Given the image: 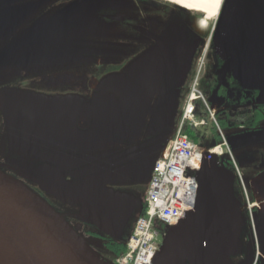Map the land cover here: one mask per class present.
Segmentation results:
<instances>
[{
	"label": "rangeland",
	"instance_id": "374dc122",
	"mask_svg": "<svg viewBox=\"0 0 264 264\" xmlns=\"http://www.w3.org/2000/svg\"><path fill=\"white\" fill-rule=\"evenodd\" d=\"M149 1L155 5L160 4L159 1L176 5L169 0ZM56 2V9H49V5L53 6ZM217 2L220 9L222 0ZM235 2L236 0H227L230 8ZM74 4L75 7L67 11ZM94 7L95 14L90 12L86 18L79 19V10L86 13L87 9ZM45 9L50 12L43 14ZM65 10L71 14L65 18V24L56 20L50 26L52 17H57L59 11ZM154 10L142 0H11L0 3V169L8 175L19 177L23 184L34 191L35 182L32 177L37 166L42 163L52 164L63 172L70 167L71 160L75 161V157L79 160V165H84L116 155L111 163L102 167L105 171L104 181L115 190L133 193L137 200L136 210L120 238L121 241H126L134 232L137 218L144 208L153 164L160 156L167 138L175 132L173 126L177 114L171 122H163L165 120L161 118L169 115L166 110H162L155 118L151 117L154 115L150 112H142L125 118L99 119L98 122L104 127L103 132L96 127H79L77 106L82 104L79 97L101 104L105 95L104 91L91 90V77L101 80L105 74L124 72L134 85L133 102L152 104L151 87L161 74L159 67L145 64L143 56L136 59L133 57L132 66L130 65L132 74L125 72L122 62L138 53L141 41L136 35L138 33L134 30L135 34L133 28L128 27L125 22L101 18L80 29L79 24L97 18V12L123 18L125 21L131 19L132 23L139 11L146 14L149 11L152 17L163 19L159 16L160 12ZM35 11L39 13L37 16ZM187 11L194 13V17H201L200 20L196 18L194 23L206 35L203 51L196 65L198 69L200 64L202 70L207 62L206 46L210 44V35L221 24L220 14L207 22L203 13ZM226 16L227 13L224 12L223 18ZM202 20L205 26H202ZM67 27L71 28L67 30ZM55 29L60 30L59 34L63 33L60 39L64 41L59 44L54 40L58 33ZM44 36L47 39L38 38ZM210 47L214 51L213 41ZM61 48L63 51H60ZM83 52L85 53L82 54ZM113 54H123L121 61L113 57ZM107 55L110 57L105 59ZM55 56L59 60H55ZM97 56L104 59L103 64L97 65ZM137 59L140 66H136ZM79 64H82L80 72ZM115 66L118 70H114ZM213 96L220 102L215 94ZM35 105L53 108L34 110L32 106ZM131 105L133 106L132 102ZM159 119L162 121L159 122ZM216 121L218 122L217 119ZM217 122L213 119L206 125L208 138L212 136L210 130L217 135ZM260 122L259 129L248 135L244 134V130L221 126L223 138L228 145L227 151V147L222 145L224 142L221 143L223 154L227 153L224 161L234 159L245 180L251 175L254 165L260 163L262 156L264 157V120ZM50 148L53 149L52 152H46ZM56 149L68 150L71 157L63 159ZM229 168L235 173V195L244 203L246 201L238 171L234 166ZM104 171H100V168L92 169L88 175L79 177V180L83 176L90 180L100 178ZM45 197L51 199L49 196ZM53 202L61 207L60 212L70 208L69 204ZM74 212L79 213L77 206L74 207ZM261 216L264 217V211ZM244 218L247 221L241 235L244 244L242 253L233 257L236 264H244L254 256L255 251L250 216L247 212ZM254 219L257 232L261 236L263 232L260 230L257 211ZM69 224L74 225L72 222ZM86 224L89 226L86 234L80 225L73 227L99 253L102 250L103 237L91 222L87 220Z\"/></svg>",
	"mask_w": 264,
	"mask_h": 264
},
{
	"label": "water",
	"instance_id": "95a60500",
	"mask_svg": "<svg viewBox=\"0 0 264 264\" xmlns=\"http://www.w3.org/2000/svg\"><path fill=\"white\" fill-rule=\"evenodd\" d=\"M9 1L11 0H0V3ZM224 12L227 13L225 19ZM59 13L57 17L54 18L55 15L52 17L50 26L56 20H61L62 24H65L68 13L66 10ZM101 18L111 21L123 20L99 14L97 18L86 21L85 25ZM219 19L221 24H218L213 42L217 54L225 60L223 71H231L240 80L247 77L245 87L259 89V98L264 100V79L257 78L258 74L264 77V0H236L231 8L226 4ZM172 25L170 27L178 41L175 52L188 54L187 33L182 26ZM69 28L71 27L66 29ZM137 30L152 36L146 29L138 27ZM62 36L63 33L56 34L54 39L56 44L64 41L60 39ZM38 38L47 39L45 36ZM195 48L197 46L189 51L188 58H179V61L170 67L166 65L162 67L161 64L162 59L166 60L169 57L170 48L157 45L143 52L140 58L144 57L145 64H149V67H159L162 71L159 85L163 89L157 102L150 107H131L133 87L125 74L112 73L101 80L93 77L90 88L96 92L104 91V99L101 104H97L94 100L79 97V101H82V104H79V127L87 129L96 127L103 132L104 127L98 122L99 119L125 118L142 112H150L156 117L162 110L169 113L161 117L165 120L163 122H171L178 112L181 86L192 63ZM60 51H63L62 48ZM54 59L59 60V57L55 56ZM100 61L104 62L102 57L98 62ZM136 66H140L138 59ZM126 71L131 73L133 69L129 65L125 68ZM52 108L32 106L34 110ZM162 119H159V122ZM116 157L111 155L100 158L99 160H107L100 162L102 166L97 168L104 171L102 167ZM220 158L222 160L212 155L211 158L204 159L198 172L200 188L197 205L179 224L166 228L154 264H236L233 257L242 253L244 243L241 235L247 221L242 211V202L235 195V174L225 163V157ZM92 169L96 168L89 166L80 170L79 177L88 175ZM68 177L69 174L61 172L52 164L42 163L35 169L33 179L41 192L53 196L63 204L79 206V215L84 216H80L79 219L84 218L83 221L91 222L101 235L121 241L120 238L137 207L135 195L109 187L104 181L105 171L100 178L94 180L85 176L82 180H70ZM263 183L264 172L249 182L248 186L257 195L256 188ZM259 189L264 191V185ZM253 262L254 256L244 264ZM0 264H113V262L102 258L93 250L91 244L40 194L0 169Z\"/></svg>",
	"mask_w": 264,
	"mask_h": 264
},
{
	"label": "flooded vegetation",
	"instance_id": "af4514ba",
	"mask_svg": "<svg viewBox=\"0 0 264 264\" xmlns=\"http://www.w3.org/2000/svg\"><path fill=\"white\" fill-rule=\"evenodd\" d=\"M81 1V0H79ZM114 1V0H113ZM145 4H149V6L152 9H155L154 11L160 12L159 16L163 17V19H157L152 17V13L149 11L147 14L145 12L139 11L134 19V23L130 22V20L125 21L123 19L121 22H125L126 25L129 27L133 28V32L135 31L139 34H136L140 39V43L138 45V53L134 54L133 56H129L126 58L122 63H126L131 65L133 62L132 59H136L138 56H140L144 51L147 49H151L157 45L160 44V42L164 39L166 34L168 32H173L174 30L170 27L172 24V20L177 24L178 26H182V29L187 33L188 39L191 40V42H196L198 41L200 43L199 51L197 53V56H195V60L193 62V68L191 67L190 71L188 72V76L186 77L184 84L182 86V91L184 92L183 94V100L182 102L186 101L187 96L189 94V91L192 88V85L197 81V86L199 90L203 93L204 98L206 101L209 103L210 107L215 109V118L218 120V124L220 126V129L222 131L221 126L229 128V129H241L244 130V134H251L253 131H256L259 129V125L261 124V120H264V100H260V90L257 88H248L245 87V81L247 77L242 78L241 80L235 77V75L231 71H223V66L225 64V60L223 57L219 54H217L214 50L211 49V44L213 40L214 33L212 32L210 37V44L208 46V49L206 51V59L207 64L205 63L204 68L198 73V69H196V65L199 59V56L201 52L203 51V46L205 43V33H202V30L200 29L199 26H197L194 23V20L198 18V20L201 19V17H194L195 14L192 12H189L185 9H183L181 5H175V4H167V3H161L158 5L152 4L149 0L145 1L142 0ZM149 1V2H148ZM58 2L52 4L53 6L49 5V9L53 8L54 10L56 9L55 6L58 5ZM181 6V7H180ZM185 8V7H184ZM44 10L42 13L46 14L49 13L50 11ZM80 9V6H79ZM187 9V8H186ZM89 10V11H88ZM95 10V7L93 9H87L86 13L84 11L79 10L81 13V16L79 19H84L86 16H88L91 13H93ZM61 12V11H59ZM58 12V13H59ZM57 13V14H58ZM39 13L35 11V15L37 16ZM60 14V13H59ZM95 14V12H94ZM93 14V15H94ZM99 14H104L102 12H97V15ZM194 14V16H193ZM71 15V14H68ZM201 15V14H199ZM173 19H172V18ZM175 17H178L177 19H174ZM84 24H79V29L84 26ZM138 27H141L143 29H146L152 33V36L141 33L140 31L137 30ZM171 28V29H170ZM170 29V30H169ZM135 30V31H134ZM203 44V45H202ZM134 52V51H133ZM123 54H113V57L117 58L118 60L122 59ZM110 55L105 56V59H108ZM100 56L96 57V62L97 65L103 64L101 61ZM104 60V59H103ZM82 64H79V72ZM126 66V67H128ZM100 67V66H99ZM222 69V70H221ZM114 70H118L117 67H114ZM93 77L89 79V84L91 85V80ZM258 79L261 80V78L264 79V77L260 74L257 76ZM216 95L218 97V100L220 102H217L214 98L213 95ZM212 97L213 100L212 101ZM77 113H78V126H79V105L77 106ZM203 114V109L199 106L196 108V116L202 115ZM207 126H203L200 128H192L190 127L188 129V132L191 136H194V138L203 146H207L210 144L211 141H216L219 137L220 134L217 132V135L215 134L216 132L210 130L212 132V136H209L211 138H208L206 134L207 132ZM223 135V132L221 133ZM53 149L50 148V150H46V152L51 153ZM57 153L62 155L64 158L67 159L69 158L68 156L71 157V154L69 153L68 150L65 149H56ZM110 157H107V159ZM75 161L71 160L70 162V167L66 168L63 173L69 174L68 179L70 180H79V171L85 169L86 167L89 166H94L95 168L100 166V162L107 160H99L90 164H87L85 166L79 167V160L77 157L73 158ZM70 161V160H68ZM254 170L252 171L251 175L247 179V183H251L255 178H257L261 173L264 172V157L262 156V161L260 163H257L254 165ZM74 173V175H72ZM14 178L18 179L21 181V179L17 176H14L10 174ZM33 178V177H32ZM31 178V179H32ZM33 182V181H32ZM263 184L258 185L259 187L263 186ZM259 187L256 188L257 195H255L252 192V189L249 187V192L252 195L253 198H255L256 203L258 204L257 206V214L259 217V225H260V230L262 235L259 237L258 235V243L260 246H262V249L264 251V223H261V211H264V191L259 189ZM35 189L34 191L38 194H40L44 199H46L56 210L62 214L65 219H67L70 223L74 224L73 226H81L85 230V234L87 233V228L89 227L86 224V221L80 220L79 213L74 212V205H70V208L66 211H59L61 208L56 205L53 201H56L59 203V201L54 198L51 195H48L44 192H41L38 188V185L33 186ZM49 196L51 199L45 197ZM79 209V206H77ZM254 240V239H253ZM262 241V242H261ZM115 241H111L108 239V237H103V245H102V250L99 251L102 257L105 259L112 260L113 259V254L115 252V249L113 248V245ZM261 243V244H260ZM110 244V245H109ZM254 245H255V240H254ZM256 254V247L254 251V256Z\"/></svg>",
	"mask_w": 264,
	"mask_h": 264
},
{
	"label": "built area",
	"instance_id": "2783aa9c",
	"mask_svg": "<svg viewBox=\"0 0 264 264\" xmlns=\"http://www.w3.org/2000/svg\"><path fill=\"white\" fill-rule=\"evenodd\" d=\"M196 83L197 81L192 85L186 100L176 134L155 164L144 211L138 217L134 232L126 242L125 254L117 259L116 264H154L162 241L163 231L160 227L179 224L195 209L200 188L198 172L204 159L210 158L212 154L223 153L222 145L205 150L185 133L187 126L205 123V120H198L196 117L199 101L214 118L215 110L209 108ZM239 177L247 201L245 208L254 226L255 204L250 202L243 179L241 175ZM260 257L263 256L258 251L253 264H259Z\"/></svg>",
	"mask_w": 264,
	"mask_h": 264
},
{
	"label": "crops",
	"instance_id": "0c3cea01",
	"mask_svg": "<svg viewBox=\"0 0 264 264\" xmlns=\"http://www.w3.org/2000/svg\"><path fill=\"white\" fill-rule=\"evenodd\" d=\"M227 4V0H224V3H223V5L221 6V10H220V12L221 13H219L220 14V16H219V18L221 17V14H222V11H223V8H224V6ZM175 19V18H174ZM172 26H176L177 24H175V22L172 20ZM168 38V39H167ZM214 39V38H213ZM213 41V40H212ZM205 44V43H204ZM160 47H162V48H170L171 50H169V53H168V58L165 60V59H162L161 60V64H162V67H164L165 65H166V67H170V65H172L173 63L174 64H176L179 60V58H188V56H189V51H191L195 46H197V48H195L194 49V55H193V60H192V63H191V65H190V68L188 69V71H187V76H188V72L190 71V69H191V67L193 68V62H194V60L196 59L195 58V56H197V53H198V51H199V47H200V43L198 42V41H196V42H191V40L190 39H188V41H187V52H188V54L187 53H183V54H177L176 52H175V50H176V48H177V45H178V41H177V37H174V33L173 32H168V34H166V36L164 37V39L160 42ZM203 45V44H202ZM214 50H215V52H216V49H215V46H214ZM217 53V52H216ZM143 54V53H142ZM141 54V55H142ZM140 55V56H141ZM182 56V57H181ZM163 61H164V63H163ZM124 66H125V68H126V66H128V64H124ZM172 66H174V65H172ZM109 73V72H108ZM112 73H121V74H125L124 72H112ZM112 73H110V74H112ZM130 74H132V73H130ZM106 75V74H105ZM104 75V76H105ZM162 75V71H161V74H160V76ZM103 76V77H104ZM159 76V77H160ZM186 76V77H187ZM161 79H162V76L160 77V78H158V81H156V83H154V85H152V87H151V92H150V100H153V103L152 104H135L134 102H133V95H132V98H131V102L133 103V106L131 105V107L132 108H137V107H141V106H153L156 102H157V100H158V98H159V95H160V92H161V90L163 89V88H161V85H159L160 84V81H161ZM128 80H129V82H130V79L128 78ZM130 84H131V82H130ZM132 85V84H131ZM132 87H133V94H134V85H132ZM183 94H184V92L182 91V86H181V97H180V105H179V108H178V112H177V115H176V119H175V122H174V126H173V129H174V134L177 132V129H178V126H179V120H180V115H181V110H182V106H183V102H182V100H183ZM152 118H155V116H151ZM173 133V132H172ZM174 134H172V135H170L168 138H167V140H166V144L169 142V140L174 136ZM165 144V145H166ZM214 144H216V142H214V141H211L210 142V144H208L207 145V147H210V146H213ZM161 155V154H160ZM227 156V154L225 153V155L223 156V157H226ZM237 163V162H236ZM237 166H238V164H237ZM238 168H239V166H238ZM239 170V172H240V174H241V171H240V169H238ZM153 173V172H152ZM241 176H242V174H241ZM151 178H152V175H151ZM242 179L243 180H245L244 178H243V176H242ZM245 181H247V180H245ZM251 200L253 201V200H255V198H251ZM260 219H261V223H264V217H262V216H260ZM254 236V235H253ZM256 237V236H255ZM257 238H258V234H257ZM255 240V239H254ZM261 264V263H260ZM262 264H264V262L262 263Z\"/></svg>",
	"mask_w": 264,
	"mask_h": 264
},
{
	"label": "bare ground",
	"instance_id": "6f19581e",
	"mask_svg": "<svg viewBox=\"0 0 264 264\" xmlns=\"http://www.w3.org/2000/svg\"><path fill=\"white\" fill-rule=\"evenodd\" d=\"M177 5H181L188 10L198 11L204 14L205 21L212 20L219 14V7L217 0H169ZM222 5V3H221ZM203 19V20H204ZM204 21L201 22L202 26Z\"/></svg>",
	"mask_w": 264,
	"mask_h": 264
},
{
	"label": "trees",
	"instance_id": "16d2710c",
	"mask_svg": "<svg viewBox=\"0 0 264 264\" xmlns=\"http://www.w3.org/2000/svg\"><path fill=\"white\" fill-rule=\"evenodd\" d=\"M187 132H188V130H187ZM189 133V132H188ZM191 136V135H190ZM192 138H194V136H191ZM195 139V138H194ZM216 143H219L220 142V138H218L216 141H215ZM102 237H104L103 235H102ZM105 238V237H104ZM109 240H111V241H113L111 238H108ZM110 245V244H109ZM111 246H113V248L115 249V252L114 253H112L113 254V260L115 259V258H117V257H119V256H121V255H123L124 253H125V251H126V247L123 245V243H121V242H116L115 241V243L113 244V245H111Z\"/></svg>",
	"mask_w": 264,
	"mask_h": 264
}]
</instances>
